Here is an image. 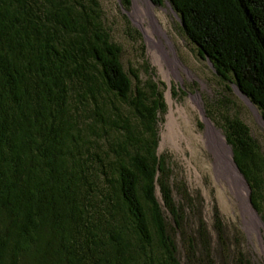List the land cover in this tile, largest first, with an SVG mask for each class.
I'll return each mask as SVG.
<instances>
[{"label":"trees","instance_id":"obj_1","mask_svg":"<svg viewBox=\"0 0 264 264\" xmlns=\"http://www.w3.org/2000/svg\"><path fill=\"white\" fill-rule=\"evenodd\" d=\"M169 1L264 117V0ZM101 8L0 0V264H183L177 233L194 264H215L208 226L187 230L158 150L163 95L155 83L133 88ZM223 126L262 213L264 153L240 118ZM236 264L251 263L241 253Z\"/></svg>","mask_w":264,"mask_h":264},{"label":"rangeland","instance_id":"obj_2","mask_svg":"<svg viewBox=\"0 0 264 264\" xmlns=\"http://www.w3.org/2000/svg\"><path fill=\"white\" fill-rule=\"evenodd\" d=\"M98 1L101 4L104 24L111 39L123 48L121 61L125 71L133 79V88L135 89L139 85L149 92L150 84L155 83L163 95L166 108L159 112L157 128L161 140L158 150L160 155L166 157L170 167L171 179L175 186V200L182 204L186 211L187 230L189 232L196 231L200 221L207 224L212 240L215 264H236V259L241 253L251 264H264V226H261L260 230H248L242 216L243 199L232 192L229 186L231 181L228 178L217 179L213 166L214 154L206 149L203 143L194 140L190 131L192 129L197 133H205L207 123L201 110L192 108L188 100L190 97L200 94L205 116L216 124L223 135H225L222 128L225 118L237 117L246 122L250 127L251 135L259 142L263 153L264 126L257 119L246 98L240 95L233 83L221 78L206 58L200 54L168 2L164 0L161 4L155 3V5L157 10L166 9L165 13L169 19L168 36L174 40L178 51L177 55L183 64L180 68L182 78L172 75L171 82L162 77L159 66L151 60L146 37L142 30L135 26L131 18L123 11L124 8L132 7V0H123L122 4L119 0H114L113 7H109L105 0ZM114 7L117 12L114 11ZM163 42L170 51L165 37ZM170 54L172 55V52ZM170 91L175 107L178 104H184L190 111L193 126L190 128L183 122L182 128L192 139L190 143L192 148L188 146L187 140H180L175 133H168L166 126L167 116L171 110L168 99ZM182 183L191 200L177 187ZM232 183L235 185L234 182ZM239 185L237 184V186ZM248 188L249 197L252 198V190L250 186ZM157 195L159 201L163 203L159 187ZM215 209L219 211V217L224 224L223 238L216 231ZM165 211L167 220L171 222V215L168 210L165 209ZM258 213L264 222V210L262 213L260 211ZM248 217L246 215V219ZM176 237L182 263L194 264L188 258L182 234L177 233Z\"/></svg>","mask_w":264,"mask_h":264},{"label":"bare ground","instance_id":"obj_3","mask_svg":"<svg viewBox=\"0 0 264 264\" xmlns=\"http://www.w3.org/2000/svg\"><path fill=\"white\" fill-rule=\"evenodd\" d=\"M105 1L109 7H113L114 0ZM119 1L122 4L123 0ZM115 7L114 11L117 12ZM123 11L127 13L134 25L139 27L145 35L149 50L148 54L153 63L159 66V71L162 77L170 82L172 75L177 78H182L180 68L183 64L177 55L178 51L174 40L168 36L167 24L169 23V19L165 13L166 9L163 8L162 10H157L156 5L151 0H132V7L124 8ZM164 37L166 38L167 44L170 46V51L163 42ZM171 52L172 55L170 54ZM168 96L171 104V110L167 116L168 121L166 127L168 129V133H175L180 140H187L188 146L192 148L190 144L192 139L189 138L182 128L183 122H185V124L190 128L193 126L188 106L178 104L177 107H175L171 91L168 93ZM201 98V95L198 94L190 97L188 100V103L192 106V108L201 110V114L207 123L205 133H197L192 129L190 130L193 135V139L203 143L206 149L214 154L213 166L217 179H225V177H227L231 181V185L229 186L232 192L240 199H243V205H241L243 206L242 216L244 217L245 225L248 230H260V227L264 226V222L261 220L259 213L249 202L250 197L248 184L235 166L233 159L234 155L231 147L227 144L225 135H223L221 130L218 129L216 124L210 118L205 116ZM246 101L248 102L247 99ZM248 104L255 112L257 119L264 126V120L261 115L262 113L258 107L249 102ZM238 180H240L239 183H236ZM232 182H234L235 185ZM237 184L240 185L237 186ZM246 215L249 216L247 219Z\"/></svg>","mask_w":264,"mask_h":264},{"label":"water","instance_id":"obj_4","mask_svg":"<svg viewBox=\"0 0 264 264\" xmlns=\"http://www.w3.org/2000/svg\"><path fill=\"white\" fill-rule=\"evenodd\" d=\"M154 4L156 3V2H154L153 0H151ZM166 2H168V4H170V6L173 8V12L175 13V15L178 17V20H180L181 21V23H182V27H183V25H184V23L182 22V19H181V17L179 16V14H178V12L176 11V9L173 7V5H172V3L169 1V0H165ZM205 58H206V60L210 63V65L214 68V70L216 71V67L214 66V64H213V62L210 60V58H209V56L208 55H206L205 54ZM234 85V84H233ZM235 87H236V89L238 90V92L240 93V95L243 97V98H246L247 100H248V102L249 103H251V104H254L250 99V97L248 96V94H246L243 90H241L238 86H236V85H234ZM255 105V104H254ZM256 106V105H255ZM262 115V114H261ZM262 118H263V120H264V117L262 116ZM231 147V146H230ZM232 149V148H231ZM232 153H233V151H232ZM234 163H235V166H236V168L238 169V172L242 175V177H243V179L246 181V183L248 184V186H250L249 185V183H248V181H247V179H246V177H245V175L241 172L242 170L240 169V167L238 166V164L234 161ZM227 177H225V179H226ZM239 181L240 180H238L236 183H239ZM249 202H250V204L253 206V208L258 212V210L254 207V205L252 204V198H250V200H249Z\"/></svg>","mask_w":264,"mask_h":264}]
</instances>
